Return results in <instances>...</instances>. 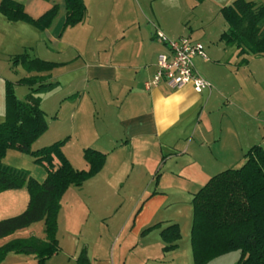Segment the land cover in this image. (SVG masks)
<instances>
[{"label": "crops", "instance_id": "1", "mask_svg": "<svg viewBox=\"0 0 264 264\" xmlns=\"http://www.w3.org/2000/svg\"><path fill=\"white\" fill-rule=\"evenodd\" d=\"M17 1L22 2L34 18L55 3L60 5L58 15L46 29L24 20H9L0 12V34L3 36L0 55L3 59L27 51L32 57L59 63L50 71H27L25 75H40L45 83H54L50 89L33 93L40 98L46 119L49 112L44 105L45 97L56 100L57 123L54 124L57 127L51 131L53 121L48 120L49 128L41 135L47 138L43 145L68 137L62 150L72 164L75 162L70 153H84L86 147L107 153L99 173L81 186L72 185L64 194V206L58 215L60 250L46 264H82L79 262L82 251L90 264H182L175 256L181 245L174 250H162L163 224L144 232L161 223L155 220L156 216L146 214L157 206L176 203L173 200L178 198L170 195L172 191H187L189 199H193L194 193L214 175L210 173L213 163L206 159L213 157L219 161L218 157L224 158L226 153L239 154L253 146L259 128L257 118L264 109V106L255 107L249 111L244 107L247 100L257 95L264 103V56L240 62L237 46L221 39L228 28L221 8L235 0H186L184 7L165 6L162 10L154 0H85L86 18L67 27H64L65 0ZM255 1L264 3V0ZM197 4H205L202 10L206 16L200 17V27L188 26L190 20H184L181 30L169 25L167 19L171 15L175 18L178 11L194 10ZM182 21L180 19L179 26ZM157 28L170 38L188 36L204 45L208 59L196 56L195 63L199 72L213 84L211 90L198 93L191 84L173 88L166 82L151 88L146 86L158 69V55L168 51L167 45L157 38ZM2 97L4 100L0 93V117L6 114L5 91ZM241 117L244 119L242 128ZM73 142L74 147L69 148ZM117 153H121V158L126 153L123 160L129 153H147L148 174L156 169V165L149 166L150 159L155 157L152 153H172L169 160L160 162L163 170H157L158 177L154 174L141 187L146 192L135 199L136 203L149 190H153L154 195L133 223L130 224L133 214L123 218L113 215L108 220V230L96 231L92 229L90 217L83 220V216L79 219L64 215L66 202L73 201L74 205L78 197L84 196L85 190L91 194L99 185V176L104 174L105 187L114 180L113 172L108 173V162L110 155L119 156ZM181 158L186 159L179 161ZM3 161L29 171L40 181L47 175L45 166L37 163L34 156L16 149H9ZM74 166L89 168L88 162L85 166ZM197 181L205 182L191 194L190 186ZM122 187L118 185L115 189L120 191ZM29 200L25 186L0 192V220L23 212ZM83 223L88 224L85 227ZM127 227L129 231L124 242L113 248V243ZM32 235L46 237L44 220L0 237V246ZM36 262L34 254L10 252L0 264Z\"/></svg>", "mask_w": 264, "mask_h": 264}, {"label": "trees", "instance_id": "2", "mask_svg": "<svg viewBox=\"0 0 264 264\" xmlns=\"http://www.w3.org/2000/svg\"><path fill=\"white\" fill-rule=\"evenodd\" d=\"M65 7L64 27L77 25L87 16L85 0H65ZM59 11L60 5L55 3L34 18L20 1L0 2V12L9 20H24L40 29L50 27ZM221 12L228 23L221 39L237 46L240 62H247L249 57L264 56V3L235 0L224 5ZM12 60L13 65L21 64L28 72L50 71L59 65L32 57L27 51L16 54ZM17 83L29 86L31 92L27 99H20L15 83L5 82L6 114L0 121V192L25 186L30 200L23 212L0 220V237L41 220L45 222L46 237L32 235L0 246V262L8 253L15 252L34 254L36 264H46L60 250L58 215L64 194L72 185L81 186L99 173L107 153L86 147L84 157L89 168L78 169L62 150L67 138L33 149L32 144L48 128L40 98L33 93L50 89L54 83H45L40 75L24 76ZM9 149L34 156L37 163L45 166L46 177L40 181L27 170L6 165L3 160ZM244 156L245 162L240 167H228L214 174L193 195L191 245L196 264H206L213 257L233 250L241 252L237 264H264V147L260 143L254 144ZM158 225L150 226L144 232ZM161 236L169 243L164 249L174 248L181 237L179 225L161 230ZM79 262L90 264L85 251Z\"/></svg>", "mask_w": 264, "mask_h": 264}, {"label": "rangeland", "instance_id": "3", "mask_svg": "<svg viewBox=\"0 0 264 264\" xmlns=\"http://www.w3.org/2000/svg\"><path fill=\"white\" fill-rule=\"evenodd\" d=\"M155 3L160 5V10L163 9V7H175L182 6L184 7L183 1L186 0H154ZM194 10H189V12L185 11H178L175 18H173V15H171L170 19H167L169 25L171 27H174L175 29H182V27L185 25V22L187 20H190L191 23H189L188 26L193 25V27H200L201 25H198L200 23V17H205L206 13L203 12V7H205V4L199 5ZM193 6V5H190ZM212 6V5H211ZM172 12H174V8L171 9ZM162 15V13H159ZM180 19H183L181 25L179 26ZM147 22H150L147 20ZM152 22V21H151ZM165 23V22H164ZM210 30V29H209ZM3 36L0 34V40ZM15 55H12L10 58H2L0 55V93L1 98L2 95H4L5 91V82L6 80H11L15 83V89L16 94L20 99H27L26 93L30 90V87L24 84L17 83L18 80L25 75H27V70L23 68L21 64L19 65H13L12 58ZM264 68V66H263ZM245 96L248 98V94H245ZM4 100V98H3ZM44 105L48 109V117L47 122L53 121V124H51V131L57 127L56 122V114H57V107H56V100L54 98H50V96H46L44 99ZM264 103L260 102L259 95L256 96V98L251 97L250 101H246L245 108H247L249 111H253L256 107H263ZM243 117V116H242ZM241 117V123L240 127L242 128L243 125V118ZM5 118V114L0 117V120H3ZM259 123V128L257 129L256 134V140L252 144H263V138H264V109H262L260 115L257 118ZM49 128V123H48ZM47 128V130H48ZM50 131V130H49ZM68 138V137H67ZM66 139V138H63ZM47 140L46 136H40L33 144V149H39L42 148L44 145L43 142ZM58 141V140H57ZM67 141V140H66ZM65 141V142H66ZM262 141V142H261ZM56 141H53L51 143H54ZM50 144V143H49ZM248 145V143H246ZM43 145V146H41ZM75 143H71L69 148L74 147ZM41 146V147H40ZM252 146V145H251ZM68 148V149H69ZM250 148V147H249ZM248 147H246L241 153H226L224 154V158L218 157L219 161H216L215 158L211 157L209 159H206V162L213 163L210 173L216 174L228 167H240L245 162V152L249 150ZM71 158L74 160L76 166H85L87 164L86 159L84 157V153H70ZM119 156L115 154L110 155V160L108 162V173L113 172V179L108 183V187H105L103 184L104 174L99 176L97 179L99 185L95 186L96 188L92 190L91 194H88L85 190V193L83 194V197H78L73 205V201L69 204H67L63 209V214L65 215H74L77 216L79 219L83 220L84 218L87 220V217H90V222L93 224V230L96 231H106L108 230V220L112 218L113 215L117 216L120 215V218H123V216L127 214H133L134 218L130 221V224L133 223L135 216L139 215L143 208L145 203L149 200L151 196L154 195L153 190H149L146 195L141 200H138V202H135V199L138 196H143L142 194L146 191L141 190V187H143L145 184H147L148 181L153 177L154 174H156V177H158L157 172L161 171V161L162 163L166 160H169V155H172V153H152L154 154L153 159H150V167H153L156 165V169L152 171L153 173H147L146 168H148V160L145 158L147 156V153H129L128 158L123 160L125 158L126 153H124L123 157L121 158V153H117ZM134 155V156H133ZM6 156V155H5ZM133 156V157H132ZM159 156V159H158ZM5 158V157H4ZM186 158H181L179 161H185ZM80 160V164H79ZM114 162V163H113ZM40 164V163H39ZM123 164V165H122ZM158 166V167H157ZM83 168V167H82ZM117 168V169H116ZM85 169H88L86 167ZM159 170V171H157ZM163 170V169H162ZM162 172V171H161ZM215 172V173H214ZM204 178V177H203ZM205 181H197L193 182V184L190 186L192 194L193 192L197 191L204 183ZM104 185V186H102ZM121 185L123 186L120 191L116 190L115 187ZM170 195L176 196L175 198H178V200H173L176 203H172L170 205H163L158 208L155 207L154 210L149 211L146 215L147 216H153L155 217V220H161V223L163 224V229L168 228L173 225H179L181 237L176 241L177 246L171 249H164V246L166 244H169L166 242L163 238V247L162 250L169 251L174 250L181 245L178 250L175 252V256L177 258V262H181L182 264H196L193 257V251H192V245H191V230H192V223H193V203L192 199H189V196L187 194V191H172ZM67 201L66 199H64ZM64 201V202H65ZM69 201V200H68ZM63 202L61 201V208H62ZM64 206V205H63ZM146 213V212H145ZM143 213V214H145ZM162 220H170V221H162ZM86 227V223H83ZM154 226V225H153ZM159 226V225H158ZM157 226V227H158ZM82 229L85 231V228ZM156 228V227H155ZM154 229V228H153ZM129 231V228L127 227L123 234L116 240V242L113 243V248H117L120 244L124 242V239L126 238V233ZM162 244L160 243V246ZM191 251V256H190ZM241 255L240 250H233L229 252H225L222 254L217 255L216 257H213L210 261H208L206 264H237V261ZM192 257V258H191ZM191 258V259H190Z\"/></svg>", "mask_w": 264, "mask_h": 264}, {"label": "built area", "instance_id": "4", "mask_svg": "<svg viewBox=\"0 0 264 264\" xmlns=\"http://www.w3.org/2000/svg\"><path fill=\"white\" fill-rule=\"evenodd\" d=\"M156 35L167 45L168 51L158 55V69L153 78L146 82V86L151 88L166 82L173 88L191 84L198 93L211 90L213 84L199 72L195 63L196 56L208 59L204 45L188 36L170 38L159 28Z\"/></svg>", "mask_w": 264, "mask_h": 264}]
</instances>
